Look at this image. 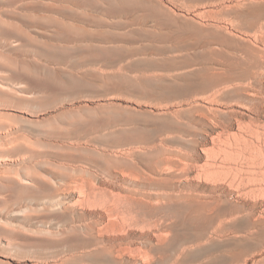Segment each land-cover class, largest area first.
I'll return each instance as SVG.
<instances>
[{
  "label": "rangeland",
  "instance_id": "rangeland-1",
  "mask_svg": "<svg viewBox=\"0 0 264 264\" xmlns=\"http://www.w3.org/2000/svg\"><path fill=\"white\" fill-rule=\"evenodd\" d=\"M264 0H0V264H264Z\"/></svg>",
  "mask_w": 264,
  "mask_h": 264
},
{
  "label": "bare ground",
  "instance_id": "bare-ground-1",
  "mask_svg": "<svg viewBox=\"0 0 264 264\" xmlns=\"http://www.w3.org/2000/svg\"><path fill=\"white\" fill-rule=\"evenodd\" d=\"M264 138V137H263Z\"/></svg>",
  "mask_w": 264,
  "mask_h": 264
}]
</instances>
